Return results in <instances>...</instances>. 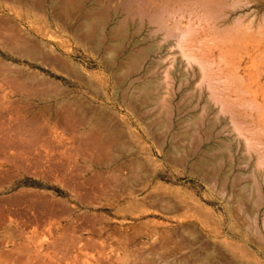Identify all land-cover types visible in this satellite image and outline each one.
Masks as SVG:
<instances>
[{"label":"rangeland","instance_id":"rangeland-1","mask_svg":"<svg viewBox=\"0 0 264 264\" xmlns=\"http://www.w3.org/2000/svg\"><path fill=\"white\" fill-rule=\"evenodd\" d=\"M0 33V97L43 91L0 110V264H264V0H0Z\"/></svg>","mask_w":264,"mask_h":264},{"label":"bare ground","instance_id":"bare-ground-1","mask_svg":"<svg viewBox=\"0 0 264 264\" xmlns=\"http://www.w3.org/2000/svg\"><path fill=\"white\" fill-rule=\"evenodd\" d=\"M10 29V28H9ZM8 29V30H9ZM18 32V31H17ZM8 33V32H7ZM1 34V33H0ZM15 34H16V31H15ZM19 34V33H18ZM3 35H4V33H3ZM9 36V35H8ZM23 36H25V35H23ZM3 37V36H2ZM10 37H11V35H10ZM9 38V37H8ZM12 38V37H11ZM10 38V39H11ZM25 38V37H24ZM1 39H4V38H1ZM26 40H27V38H26ZM11 41H12V39H11ZM27 42V44H29L28 43V40L26 41ZM26 42L25 41H20V39L18 38V36H17V38H16V40H15V43H11L12 44V46L13 47H11L10 46V43H8L7 42V44L4 46V44L5 43H3L2 44V47H5V48H7L6 46L7 45H9L10 47L9 48H7V49H9V51H10V53H12L13 55L15 54V56L16 57H27V58H32V57H34L35 56V52H36V50H35V52L33 51V50H29L28 48H27V45H26ZM30 45H33V44H30ZM11 48V49H10ZM29 48H31V46L29 47ZM32 48H33V46H32ZM23 54H24V56H23ZM26 55V56H25ZM47 55V54H46ZM43 56V55H42ZM26 58V59H27ZM3 63V62H2ZM1 63V64H2ZM3 66V65H2ZM65 66V65H64ZM68 66V65H67ZM4 67V66H3ZM8 67V66H7ZM13 68V70H14V67H12ZM64 68V67H63ZM29 69V68H28ZM27 69V70H28ZM0 70L2 71L3 69H1V66H0ZM7 71L9 70L10 71V69H6ZM5 70V68H4V70L3 71H5V72H7ZM1 71H0V73H1ZM18 71V70H17ZM17 71H14L15 73H17ZM33 71V70H32ZM22 73V72H21ZM18 74V73H17ZM20 74V73H19ZM35 74H37V73H35ZM13 75V74H12ZM24 75V74H23ZM7 76V75H6ZM22 75H18V76H13V77H11V78H9V79H5V81L7 80V82H3V83H8L9 85V87H10V90L7 92V93H5L4 95H2L1 97H0V110L1 109H5V110H7L8 112H9V110H12L11 112L13 113V114H15V115H23L24 113H26V107H28V102H27V100L28 99H31V98H34V97H39V95L43 92V91H39L40 89H41V85L39 86L40 87V89H37L38 90V92H37V90L35 91L34 90V88L32 87V86H34L33 84V79H31L30 77H29V79H28V81L25 83V82H22L21 81V79H20V77H21ZM2 77V76H1ZM23 77V76H22ZM28 77V76H27ZM33 77V76H32ZM37 77V76H36ZM7 78V77H6ZM3 79H4V76H3ZM3 79H1L0 78V80H3ZM37 79V78H36ZM45 79H46V77H45ZM47 80V79H46ZM39 81H40V79H39ZM44 85H46L44 82H42ZM53 83V82H52ZM52 83H51V85H47L46 86V90L44 91V94H46V93H49V91L50 90H52V91H50V92H52V93H54V91L55 92H57V94L58 95H61L62 94V90L61 89H59L58 87H55L54 85H52ZM36 84V83H35ZM146 86V85H145ZM1 88H2V86H1ZM4 88H6V85H5V87ZM148 89H150V88H148ZM147 89V90H148ZM43 90V89H42ZM145 90H146V88H145ZM146 90V91H147ZM151 90V89H150ZM151 92V91H150ZM1 93V92H0ZM20 95L21 96V98L23 99L24 98V101H25V103H24V106H21L22 108H20V107H18V106H16L17 105V103L14 105V102H18V101H16V99H15V101L13 100V103L9 100V98L12 96V95ZM56 94V93H55ZM149 94V93H148ZM43 95V94H42ZM41 95V96H42ZM45 96V95H44ZM13 98V97H12ZM19 99V98H18ZM40 100V99H39ZM42 100V99H41ZM56 100V99H55ZM23 101V102H24ZM22 102V103H23ZM39 102V101H38ZM40 102H42V101H40ZM52 102H56V101H52ZM59 104V103H58ZM64 106V105H63ZM63 108V107H62ZM59 109V108H58ZM64 109H66V108H64ZM6 111V112H7ZM67 111V110H66ZM70 111V110H69ZM5 112V111H4ZM7 112V113H8ZM61 112V111H60ZM11 113V114H12ZM67 113H68V111L66 112V114L65 115H67ZM9 114H10V112H9ZM56 114H58V113H56ZM64 114V113H63ZM71 114V113H70ZM62 115V114H61ZM68 116H70V115H68ZM68 116H64L65 118H66V120H67V117ZM11 117V116H10ZM72 117V116H71ZM69 119V118H68ZM29 122V121H28ZM28 122H27V124H28ZM31 122V121H30ZM33 122V121H32ZM31 122V123H32ZM24 123V122H23ZM30 124V123H29ZM50 124V123H49ZM21 126V125H20ZM23 127H21V128H23L24 130H25V128H27V127H24V125H22ZM31 126V125H30ZM32 127V126H31ZM37 127V126H36ZM17 128V127H16ZM15 128V129H16ZM29 128V127H28ZM27 128V131H29V129ZM33 129H34V127H32ZM31 128V130H33ZM53 128V127H52ZM17 129H20V128H17ZM38 129V128H37ZM37 129H35V130H37ZM10 130V129H9ZM43 130V129H42ZM12 131H13V129H12ZM10 132V131H9ZM14 132L16 133L17 132V130H14ZM13 132V133H14ZM33 132V131H32ZM30 133V132H29ZM52 133V132H51ZM28 134V133H27ZM34 134V133H33ZM11 135V134H10ZM20 135H22V134H20ZM19 135V136H20ZM15 136V135H14ZM17 138V137H16ZM15 138V139H16ZM38 139V138H37ZM35 144V143H34Z\"/></svg>","mask_w":264,"mask_h":264},{"label":"crops","instance_id":"crops-1","mask_svg":"<svg viewBox=\"0 0 264 264\" xmlns=\"http://www.w3.org/2000/svg\"><path fill=\"white\" fill-rule=\"evenodd\" d=\"M197 3V2H196ZM69 5V4H68ZM70 6V5H69ZM126 7H129V6H126ZM125 7V8H126ZM71 10H73V11H77V12H79V11H83L81 8H80V6L78 5V4H75V5H73L72 7H71ZM102 8H101V6L99 5V3L96 1L95 3H93V5H92V7L88 10V11H84V12H82V17H83V19H84V22H85V26H84V29H83V33H85V34H90V35H93V34H95V33H97L98 31H99V27L101 26V24H103L104 23V13H102ZM18 18H22V16H20V15H16ZM30 26V25H29ZM12 28H13V31H12V39H13V42L15 43V40H16V38H17V36H18V38L20 39V41H27L28 40V43L29 44H27V42H26V45H27V48L29 49V50H33L34 52H35V47H34V44H33V42L32 41H30V39H29V36H23V35H20V32L15 28V27H13L12 26ZM29 28V27H28ZM15 31H16V34H15ZM18 31V32H17ZM29 32V31H28ZM19 33V34H18ZM125 34V28H124V26H123V24H115V26L112 28V30H111V32H110V34H109V36H110V39L111 40H113V42H117V41H119L122 37H123V35ZM25 37V38H24ZM26 38H27V40H26ZM30 44H33V45H30ZM2 46V45H1ZM31 46V48H29ZM32 46H33V48H32ZM115 47H116V44H115ZM145 53H147L146 51H143V53H142V55H145ZM15 55V54H14ZM13 55V56H14ZM142 55H139V56H134V57H132L130 60H129V64H130V66H135L136 64H137V62L140 60V58H141V56ZM23 56H24V54H23ZM26 56V55H25ZM38 56V54H37V51L35 52V56L34 57H32V58H27V57H21V58H23L24 60H26V61H29V63L30 64H33V62H34V59H35V57H37ZM27 58V59H26ZM55 61L56 62H58L57 61V59H55ZM59 63V62H58ZM61 67H65L63 64H61ZM63 69V68H62ZM71 69V68H70ZM64 70H66V69H64ZM67 72H70L71 74H73V71H72V69L71 70H66ZM66 79H68V80H70L71 79V77L70 76H68V75H66V77H65ZM76 80V79H75ZM141 89H142V87H141ZM63 93H64V91H62ZM67 104H68V111L71 113L70 114V118L69 119H67V120H65L62 116H64V111H63V113H62V115H61V118H62V120L63 121H65V122H69L70 120H72V118H73V113H72V108H70L69 107V104L71 103V102H69V101H67L66 102ZM72 116V117H71ZM81 126V125H80ZM81 127H83V132L84 133H87V134H89L90 135V132H92V130H93V128L92 127H84V126H81ZM7 147H8V149H10V150H16L19 146H16V145H14V144H11V145H6ZM15 185H17V183H13V186H15Z\"/></svg>","mask_w":264,"mask_h":264}]
</instances>
